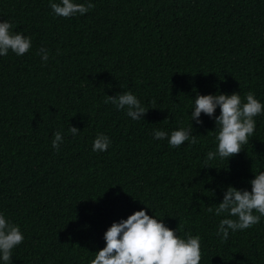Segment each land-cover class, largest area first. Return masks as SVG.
Listing matches in <instances>:
<instances>
[{"label":"trees","instance_id":"trees-1","mask_svg":"<svg viewBox=\"0 0 264 264\" xmlns=\"http://www.w3.org/2000/svg\"><path fill=\"white\" fill-rule=\"evenodd\" d=\"M74 2L95 8L64 18L49 0H0V22L32 41L23 56H0V214L24 235L11 264H90L113 222L142 209L182 226L180 238L199 235L200 264H264V217L221 242L225 217L207 211L264 171V114L241 152L207 167L215 121L190 117L197 94L253 91L264 105V0ZM126 91L148 109L143 119L104 103ZM191 124L195 145L153 138ZM101 133L111 145L94 152Z\"/></svg>","mask_w":264,"mask_h":264},{"label":"clouds","instance_id":"clouds-1","mask_svg":"<svg viewBox=\"0 0 264 264\" xmlns=\"http://www.w3.org/2000/svg\"><path fill=\"white\" fill-rule=\"evenodd\" d=\"M49 7L58 17L70 18L77 14L84 15L95 5L88 3H75L74 0H60L59 3L49 0ZM13 25L4 20L0 22V56H7L9 50L16 56H23L32 46L30 36L21 32L12 31ZM59 49L57 53L59 54ZM37 55L46 64L49 60V50L41 46ZM105 104H112L117 110H125L126 115L133 120H140L146 115V109L141 101L131 91L122 92L114 96H105ZM155 103V101H152ZM219 107L220 115L214 113ZM205 114L215 121V151H208L204 161L207 167L209 161L219 156L229 159L242 151V146L249 142L254 134L255 117L264 114V105L256 99L255 93L249 91L243 99L237 92L232 94L199 95L194 98L191 111V121L202 124L201 114ZM68 131L77 136L80 130L70 126ZM210 132V131H209ZM153 138L168 140L172 148H179L185 142L190 145L198 143L197 135L193 134L192 124L167 133L154 129ZM64 137L60 131L54 133L51 144L59 151ZM111 145L107 135L99 134L93 141L94 152H105ZM250 181L251 191L228 186L223 193V200L215 207L209 206L207 211L216 216H224L219 221L216 235L221 242L227 241L230 232L246 230L260 223L264 217V171L254 174ZM178 229L172 230L165 226L156 216H150L145 210L135 211L119 222L113 224L104 233L106 246L96 252L90 264H200L201 237L185 232L183 238L177 236ZM24 240L19 225L6 220L0 214V260L4 264H11L13 249Z\"/></svg>","mask_w":264,"mask_h":264}]
</instances>
